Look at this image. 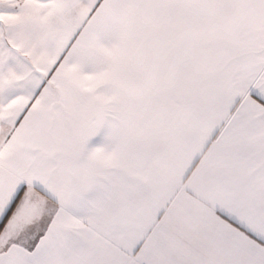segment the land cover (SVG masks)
<instances>
[{
  "label": "snow or ice",
  "instance_id": "1",
  "mask_svg": "<svg viewBox=\"0 0 264 264\" xmlns=\"http://www.w3.org/2000/svg\"><path fill=\"white\" fill-rule=\"evenodd\" d=\"M0 264H264V0H0Z\"/></svg>",
  "mask_w": 264,
  "mask_h": 264
}]
</instances>
